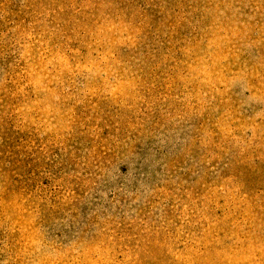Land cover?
I'll return each instance as SVG.
<instances>
[{"label": "rangeland", "instance_id": "1", "mask_svg": "<svg viewBox=\"0 0 264 264\" xmlns=\"http://www.w3.org/2000/svg\"><path fill=\"white\" fill-rule=\"evenodd\" d=\"M0 264H264V0H0Z\"/></svg>", "mask_w": 264, "mask_h": 264}]
</instances>
